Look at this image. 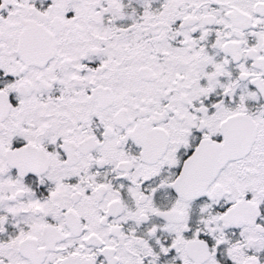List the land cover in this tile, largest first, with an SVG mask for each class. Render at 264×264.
Wrapping results in <instances>:
<instances>
[{
  "label": "snow or ice",
  "instance_id": "obj_1",
  "mask_svg": "<svg viewBox=\"0 0 264 264\" xmlns=\"http://www.w3.org/2000/svg\"><path fill=\"white\" fill-rule=\"evenodd\" d=\"M0 264H264V0H0Z\"/></svg>",
  "mask_w": 264,
  "mask_h": 264
}]
</instances>
